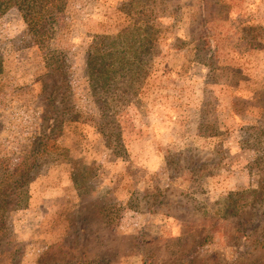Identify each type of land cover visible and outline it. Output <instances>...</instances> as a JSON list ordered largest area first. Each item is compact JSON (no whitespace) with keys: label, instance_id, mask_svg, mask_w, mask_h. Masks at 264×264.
Segmentation results:
<instances>
[{"label":"rangeland","instance_id":"374dc122","mask_svg":"<svg viewBox=\"0 0 264 264\" xmlns=\"http://www.w3.org/2000/svg\"><path fill=\"white\" fill-rule=\"evenodd\" d=\"M36 1L0 10V264H264V0Z\"/></svg>","mask_w":264,"mask_h":264},{"label":"trees","instance_id":"16d2710c","mask_svg":"<svg viewBox=\"0 0 264 264\" xmlns=\"http://www.w3.org/2000/svg\"><path fill=\"white\" fill-rule=\"evenodd\" d=\"M32 2L36 3V0H31ZM29 0H22V1H12V0H0V10L4 11L10 7H17L20 10H27L28 13H23V17L27 20V22L32 25L35 24L38 20L37 18H41V14L43 11L42 5H39V10H37L38 5L36 4H29ZM42 4V3H41ZM38 16V17H37ZM38 18V19H39ZM89 70L95 71V65L93 62H89ZM22 180L25 178V175L22 176ZM5 204L3 200H0V205ZM1 220V219H0ZM1 230V227H0Z\"/></svg>","mask_w":264,"mask_h":264}]
</instances>
